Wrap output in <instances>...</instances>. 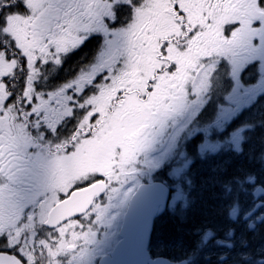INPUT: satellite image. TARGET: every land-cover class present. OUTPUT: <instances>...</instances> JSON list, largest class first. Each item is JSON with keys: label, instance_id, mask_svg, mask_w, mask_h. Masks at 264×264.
<instances>
[{"label": "snow or ice", "instance_id": "obj_1", "mask_svg": "<svg viewBox=\"0 0 264 264\" xmlns=\"http://www.w3.org/2000/svg\"><path fill=\"white\" fill-rule=\"evenodd\" d=\"M119 6L113 0H0V175L16 179L33 117L51 123L69 110L75 117L56 146L51 195L41 205L39 220L51 235L38 236L35 218L22 219L20 194L0 184V264H61L65 252L74 259L79 242L91 238L93 215L99 219L104 211L97 198L120 180L151 121L199 75L202 58L264 37V0H129L119 41L82 70L67 103L58 98L56 108L25 107V89L32 94L28 81L40 64L107 31ZM17 96L23 97L18 104Z\"/></svg>", "mask_w": 264, "mask_h": 264}, {"label": "flooded vegetation", "instance_id": "obj_2", "mask_svg": "<svg viewBox=\"0 0 264 264\" xmlns=\"http://www.w3.org/2000/svg\"><path fill=\"white\" fill-rule=\"evenodd\" d=\"M113 2L120 6L113 17L116 22L107 31L91 33L82 44L59 58L49 57L40 64L38 73L28 81L36 99L25 89L29 95L25 107L31 102L38 111L44 110L43 106L56 108L58 98L66 104L65 94L70 98L76 91L71 86L82 70L97 63L110 43L119 41L127 19L124 5L129 0ZM260 24L257 21L255 27ZM231 27L228 26L229 33ZM197 71L199 75L187 80L180 94L151 121L120 180H114L97 202L104 208L108 196L121 190L130 177L135 178V183L127 202L143 184L149 187L153 182H161L169 190L164 207H158L154 218L134 221V228L151 227L146 248L148 261L253 264L256 252L262 251L264 255V37L257 34L244 46L204 56ZM24 74L21 71L16 76L17 91ZM21 99L17 96V104ZM74 124L70 110L51 123H37L33 117L31 127L35 130L20 154L16 179L9 181L0 175V184H9L20 194L22 219L33 216L35 232L40 237L52 233L39 215L52 191L56 146L65 141ZM169 141L179 144L176 156H183V187L170 183L171 162L151 168L143 161L151 147ZM167 152L164 154L170 159L172 147ZM149 191L146 189L144 198L150 195ZM174 200L176 204L183 203V218H171ZM199 209H217L222 213L215 218V213L206 218H189L193 210ZM102 216L96 219L93 215L91 238L87 243L79 242L82 251L74 259L73 253H62L58 258L61 264H102L100 261L111 255L121 237L123 218Z\"/></svg>", "mask_w": 264, "mask_h": 264}, {"label": "rangeland", "instance_id": "obj_3", "mask_svg": "<svg viewBox=\"0 0 264 264\" xmlns=\"http://www.w3.org/2000/svg\"><path fill=\"white\" fill-rule=\"evenodd\" d=\"M172 145H173V141H169V142L164 143L160 147H151L148 150L143 161L147 165H152L151 168H161L162 166H164L165 163L171 162V169L169 171V174L171 176L170 182L174 184L177 181H179L180 178L181 179L183 178V156L182 155H179V157L176 156V154L178 155V152H179V148H180L179 144L175 143L173 146ZM171 147H172V152H171L172 156L170 159H167L168 154L165 155L164 153L170 150ZM133 182L135 183V178L133 179L132 177H130L129 179L125 180L124 186H122L121 190H119L115 195L108 196V203L103 208L104 211L102 213L103 216L101 215L102 218H122V214L126 206V199H127L126 196L128 195V193L131 192L132 190L131 185ZM176 199L179 200L178 197ZM175 202L176 200L172 202L171 206L175 205L174 208H178V209L180 207H183V203L176 204ZM208 212H211V211H206V210L201 211L200 209L198 211L193 210V215H190L189 218H206V217L213 215L214 213H215L214 215V218H215L217 217V214L222 213L217 209H215V212L212 211L213 212V213L211 212L212 214H209ZM258 249L259 248H256L255 250H258ZM256 255H257V258L255 259L253 264H264V261L261 260L262 258H264L262 251L256 252ZM232 256L240 257L239 254H233Z\"/></svg>", "mask_w": 264, "mask_h": 264}, {"label": "water", "instance_id": "obj_4", "mask_svg": "<svg viewBox=\"0 0 264 264\" xmlns=\"http://www.w3.org/2000/svg\"><path fill=\"white\" fill-rule=\"evenodd\" d=\"M150 191H151L152 198L143 197V199L138 204L135 201H133V199H131L129 206L127 207L126 212L123 216V218H125L124 225H123L124 231H127V232L135 231V230L142 231V235L140 238L130 237V240H132L134 244H137L138 241H140L136 246H145V243L147 240L146 235L148 233L149 227L147 230L134 228L135 227V224L133 223L134 218H153L155 211H156V206L159 203H163L162 199H164L165 197L164 196L165 189L163 188L161 184L154 185ZM149 222H150V219H149ZM143 231L145 232V234L143 233ZM130 240H126L124 242V245H132L133 243ZM141 255L143 254L138 255L133 252L124 253L123 256L115 257L114 262L123 263V264H135L138 257ZM122 257H123V260H122ZM168 264H172V263H168Z\"/></svg>", "mask_w": 264, "mask_h": 264}, {"label": "trees", "instance_id": "obj_5", "mask_svg": "<svg viewBox=\"0 0 264 264\" xmlns=\"http://www.w3.org/2000/svg\"><path fill=\"white\" fill-rule=\"evenodd\" d=\"M181 210L183 212V209H181ZM179 216H180V210L178 209L176 211H173L171 218H181V216L180 217ZM182 218H183V216H182Z\"/></svg>", "mask_w": 264, "mask_h": 264}, {"label": "bare ground", "instance_id": "obj_6", "mask_svg": "<svg viewBox=\"0 0 264 264\" xmlns=\"http://www.w3.org/2000/svg\"><path fill=\"white\" fill-rule=\"evenodd\" d=\"M20 89V88H19Z\"/></svg>", "mask_w": 264, "mask_h": 264}]
</instances>
